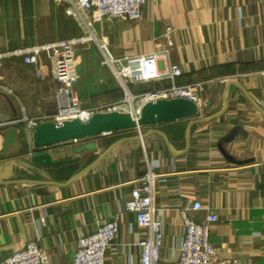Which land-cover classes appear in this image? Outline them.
Segmentation results:
<instances>
[{"label":"crops","instance_id":"0c3cea01","mask_svg":"<svg viewBox=\"0 0 264 264\" xmlns=\"http://www.w3.org/2000/svg\"><path fill=\"white\" fill-rule=\"evenodd\" d=\"M95 30L114 57L168 51L159 64L181 66L178 84L213 82L195 117L44 149L59 152L53 156L58 160L75 157V147L95 145L79 161L57 168L30 162L37 150L28 135L21 151L1 155L3 132L25 125L0 126V263L37 240L51 263L72 264L78 239L116 218L119 235L105 253L106 264H140L141 230L124 203L153 162L163 179L155 197V206L165 210L163 264H178L179 208L194 202L203 209L189 212L191 219L218 217L210 227L218 258L264 264V0L150 1L140 21H104ZM82 34L51 1L3 0L0 6V52ZM74 63L75 94L83 107L123 99L94 44L78 47ZM0 79L18 97L0 94V124L56 112L48 69L37 78L34 67L11 58L3 62ZM158 87L130 85V91Z\"/></svg>","mask_w":264,"mask_h":264},{"label":"built area","instance_id":"2783aa9c","mask_svg":"<svg viewBox=\"0 0 264 264\" xmlns=\"http://www.w3.org/2000/svg\"><path fill=\"white\" fill-rule=\"evenodd\" d=\"M3 0H0V6ZM63 8L67 17L74 19L82 30L76 38L55 42L38 43L33 46L0 52V69L3 62L11 58H20L25 65L35 68L37 78H43L48 69L54 82L51 94L56 99L57 109L53 114H44L39 118L23 115L20 118L0 124L1 127L25 125L22 134L31 138L34 127L43 121L61 123L65 120H86L95 112L126 111L132 116L139 115L142 105L157 98H186L194 101L199 110L202 108V94L213 81H201L190 84H178L183 75L180 65L170 62L161 68L160 60L169 57L168 51L152 52L143 55H124L114 57L108 48V42L100 38L95 30L96 24L104 21L120 20L135 23L142 19V10L147 2L158 0H48ZM171 29L166 28V33ZM92 43L103 56V63L109 68L119 83L125 96L120 101L99 107H83L75 94L78 76L75 70L74 52L76 48ZM47 64H42V59ZM155 83L159 85L145 94H133L130 85ZM0 94L18 99L14 89L0 79ZM78 141H73L77 143ZM52 153V157L54 154ZM157 165L148 162L147 171L140 184L131 191L130 199L124 203V210L135 216L141 232L137 245L140 248V264H163L161 251L164 248L165 210L155 206L156 187L162 181L155 172ZM203 209L199 202L179 208L183 227V236L177 255L178 264H250L238 258L220 259L211 242V225L218 217L209 213L201 222L189 217V212ZM120 223L114 218L99 226L91 235L78 239L77 250L72 264H106L105 253L112 249L118 238ZM0 264H53L37 240L26 243L23 249L15 251Z\"/></svg>","mask_w":264,"mask_h":264},{"label":"water","instance_id":"95a60500","mask_svg":"<svg viewBox=\"0 0 264 264\" xmlns=\"http://www.w3.org/2000/svg\"><path fill=\"white\" fill-rule=\"evenodd\" d=\"M198 105L186 98H157L146 101L137 117L126 111L95 112L86 120L72 119L61 123L43 121L38 123L31 132V143L37 152L29 157L31 163L43 167L57 168L80 160L85 151L95 150L94 144L75 147V157L54 160L49 151L44 149L80 141L115 131L140 129L145 126L188 119L197 116ZM3 150L1 155L21 151L23 146L22 132L17 127H11L3 132Z\"/></svg>","mask_w":264,"mask_h":264},{"label":"rangeland","instance_id":"374dc122","mask_svg":"<svg viewBox=\"0 0 264 264\" xmlns=\"http://www.w3.org/2000/svg\"><path fill=\"white\" fill-rule=\"evenodd\" d=\"M77 49V48H76ZM117 81V80H116ZM118 87H120V85H119V83L117 82V90L119 89ZM120 89L122 90V88L120 87ZM123 91V90H122ZM123 94H124V92H123ZM124 96H125V94H124ZM124 98V97H123Z\"/></svg>","mask_w":264,"mask_h":264}]
</instances>
